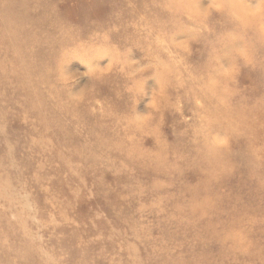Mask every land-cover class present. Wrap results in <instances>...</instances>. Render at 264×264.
<instances>
[{
  "label": "rangeland",
  "instance_id": "obj_1",
  "mask_svg": "<svg viewBox=\"0 0 264 264\" xmlns=\"http://www.w3.org/2000/svg\"><path fill=\"white\" fill-rule=\"evenodd\" d=\"M0 264H264V0H0Z\"/></svg>",
  "mask_w": 264,
  "mask_h": 264
},
{
  "label": "bare ground",
  "instance_id": "obj_2",
  "mask_svg": "<svg viewBox=\"0 0 264 264\" xmlns=\"http://www.w3.org/2000/svg\"><path fill=\"white\" fill-rule=\"evenodd\" d=\"M224 57V56H223ZM61 72V71H60ZM59 73V72H58ZM59 75V74H58ZM65 76V75H64ZM60 77V76H59ZM70 91V90H69ZM43 103H44V101H43Z\"/></svg>",
  "mask_w": 264,
  "mask_h": 264
}]
</instances>
